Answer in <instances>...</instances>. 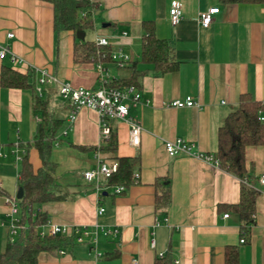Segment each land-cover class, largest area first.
Masks as SVG:
<instances>
[{"label":"crops","instance_id":"crops-1","mask_svg":"<svg viewBox=\"0 0 264 264\" xmlns=\"http://www.w3.org/2000/svg\"><path fill=\"white\" fill-rule=\"evenodd\" d=\"M89 1L92 4L85 11H90L94 20L90 40L105 36L111 51L121 48L132 60H139L143 22L151 21L156 35L173 45L180 65L173 72L157 74L150 70L140 77L143 99L131 110L143 128L138 147L130 143L129 124L112 119L118 135L116 154L139 157V178L121 193H114L113 186L104 188L102 197L96 184L84 177V172L95 168L100 160L112 162L106 153L92 148L105 143L99 113L82 106L71 123L68 117L72 105L61 97L58 85L44 86L41 96L49 111L63 119L57 136L66 143L52 149L61 196L36 209L48 214L45 227H87L97 231V242L93 247L74 240L62 249L63 253L42 251L39 264H153L156 256L167 253L177 264H226V249H236V264H264V184L259 181L264 175V147H246V167L260 193L255 221L241 242L239 215L226 206L240 200L241 179L214 161L186 154L171 156L164 145L165 139L181 137L194 143L195 150L216 158L219 127L245 92L262 103L260 118L264 122V4H224L220 0ZM173 1L183 7L177 25L170 21ZM213 6L219 7V12L209 26H203L199 12ZM8 32L14 36L8 37ZM76 38L72 30L55 32L52 3L0 0V45H9L33 66L21 68L30 72L34 87L39 69H47L75 87L99 85L96 62L74 60ZM3 63L12 65L8 58H0V71ZM102 63V74L108 80L126 72L114 62ZM33 96L30 88L0 84V254L9 239L11 209L6 198L17 197L20 187L13 152L19 148L22 156L20 143L33 142L39 120L34 114ZM188 96L197 105H167L175 98ZM65 129L67 134H63ZM29 156L37 170L41 165L37 150L32 147ZM156 179L163 188L170 189L167 206L155 205ZM100 204L105 207L101 215L97 212ZM114 229L118 232L105 233ZM116 251L118 255H109Z\"/></svg>","mask_w":264,"mask_h":264},{"label":"trees","instance_id":"trees-1","mask_svg":"<svg viewBox=\"0 0 264 264\" xmlns=\"http://www.w3.org/2000/svg\"><path fill=\"white\" fill-rule=\"evenodd\" d=\"M53 5V28L55 32L72 30L88 32L94 28V20L90 11L86 15L82 12L91 6L89 0H45ZM222 3H260L264 0H220ZM141 57L131 60L122 66L126 72L108 82L109 86L126 87L130 85L141 89L140 77L153 70L157 74L173 72L179 68L180 61L176 58L173 45L165 38H160L154 31L151 21H144ZM74 60L77 62H113L111 46L98 45L94 40L74 42ZM144 65L145 67H141ZM150 66V67H149ZM30 72L21 67H14L3 63L0 71V84L6 88H30L34 92V114L39 117L36 133L31 143H20L24 153L19 162L18 183L24 189L19 201L20 225L18 235L14 240L8 239L4 250L0 254V264H39L40 252L56 253L67 248L74 242L72 235L41 236L40 229L48 222L45 211H36L37 205L60 198L57 192L55 169L57 163L52 159V149L64 141L57 136L63 124V119L56 117L49 111L47 101L35 91L31 83ZM262 103L248 92L241 95L237 107L225 118L218 130V147L214 155L219 166L230 171L241 179L240 200L237 203L227 204L231 210L239 215L241 221V237L249 234L250 227L255 221L256 199L260 193L256 180L251 178L246 167V147L262 145L264 147V122L260 118ZM114 118L110 120L111 131L105 143L95 150L106 153L113 161L118 162V168L108 178V185L128 186L138 180V156L117 155L118 135L112 126ZM35 148L39 154L41 165L35 170L30 160L29 151ZM82 148H87L80 145ZM156 207L167 206L171 200L168 187L163 188L159 179L155 181ZM3 189L0 186V193ZM113 193V192H112ZM103 192L100 193V197ZM36 212V213H35ZM35 213V215H34ZM119 251L110 253L116 256ZM226 264H236V249H226ZM153 264H177L170 253L158 255Z\"/></svg>","mask_w":264,"mask_h":264},{"label":"built area","instance_id":"built-area-1","mask_svg":"<svg viewBox=\"0 0 264 264\" xmlns=\"http://www.w3.org/2000/svg\"><path fill=\"white\" fill-rule=\"evenodd\" d=\"M219 12V7L213 6L199 12V20L203 26H209L213 21V15ZM86 15V11L82 12ZM170 21L173 25H177L183 16V7L180 2L173 1L169 9ZM8 37H13V32L7 33ZM96 44L98 45H109L108 38L105 36H99L96 38ZM0 58H8L13 66L21 67L26 66L33 68L23 57L17 55L9 45H0ZM112 61L117 66H124L129 63L133 57L123 51L121 48L111 51ZM35 68V67H34ZM96 68L100 72L99 85L97 87H75L67 81L59 80L54 74L50 73L47 69H39V76L36 80L35 91L42 95L44 92V86L47 84L55 83L59 87V93L61 97L72 105V111L69 114V121L74 123L77 116V109L85 106L96 110L101 118L102 122V138L106 140L111 131L110 119L124 120L129 124V138L130 143L133 146L138 147L141 143L142 125L140 120L131 114V110L140 103L143 99V93L137 86L130 85L122 88L109 86L110 80L106 79L102 74L104 71V64L99 60L96 62ZM38 70V68H37ZM149 99H147L148 102ZM172 107H185L195 106L197 102L188 96L185 99L175 98L167 103ZM262 120V117H261ZM71 126H69L70 128ZM68 129H65L63 134H67ZM164 145L169 155L175 156L179 154L192 155L194 157L205 159L208 161H214L218 163L211 154L201 153L194 149V143L186 141L181 137L175 139H165ZM19 148L14 150L16 160L21 159V155L18 153ZM24 153V151H22ZM118 168V162L113 161L109 163L106 160H100L95 168L87 169L84 172V177L89 182H94L97 189L101 192L106 187H110L107 181L108 178L116 172ZM136 176H139L136 174ZM259 181L264 184V175H261ZM125 189L123 185L113 186L112 191L114 193H121ZM7 203L10 205V219H9V239L14 240L18 235L20 228L21 218L19 216V201L16 196L7 197ZM36 211H40L37 208ZM105 207L100 204L97 212L99 215L103 214ZM36 213V212H35ZM34 213V215H35ZM229 213H225L224 216L228 217ZM117 230H106L105 233H115ZM41 236L51 235H72L76 242H87L93 247L96 246L97 242V231H90L87 227L83 226H69L67 224H49L48 226H42L40 229ZM245 237H241L240 241L244 242ZM60 252L64 251L60 249ZM136 263V260L133 261Z\"/></svg>","mask_w":264,"mask_h":264},{"label":"water","instance_id":"water-1","mask_svg":"<svg viewBox=\"0 0 264 264\" xmlns=\"http://www.w3.org/2000/svg\"><path fill=\"white\" fill-rule=\"evenodd\" d=\"M76 36H77L78 39L83 40V39H85L86 33L82 32V31H77ZM23 194H24V189H23L22 186H20L19 189H18V192H17V198L21 199Z\"/></svg>","mask_w":264,"mask_h":264},{"label":"rangeland","instance_id":"rangeland-1","mask_svg":"<svg viewBox=\"0 0 264 264\" xmlns=\"http://www.w3.org/2000/svg\"><path fill=\"white\" fill-rule=\"evenodd\" d=\"M92 37H93V32H92V31H88V32H87V36H86V38H87V39H91ZM57 99H58V101H59V100H61V97H59V98H57ZM60 115H61V114H60ZM60 115H59V116H60ZM65 143H66V141L64 140V141L62 142V144L64 145ZM6 153H8V157H12V159H13L14 156H12V154H11L10 152H6ZM9 159H10V158H9ZM16 161H17L16 165L19 166V162H20V160L18 159V160H16Z\"/></svg>","mask_w":264,"mask_h":264}]
</instances>
